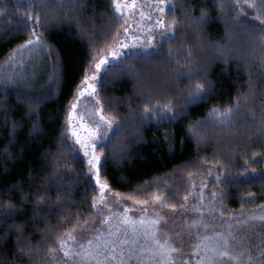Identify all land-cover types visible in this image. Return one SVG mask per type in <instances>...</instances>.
Listing matches in <instances>:
<instances>
[{
  "label": "trees",
  "instance_id": "obj_1",
  "mask_svg": "<svg viewBox=\"0 0 264 264\" xmlns=\"http://www.w3.org/2000/svg\"><path fill=\"white\" fill-rule=\"evenodd\" d=\"M221 2L227 17L234 16L231 0H175L179 20L175 39L163 43L162 51L152 55L154 63L141 68L138 75L113 74L112 82L100 89L104 107L116 114L123 126L102 172L112 194L119 192L120 198L131 202L128 196L151 202L149 193L175 192L173 202L186 207L183 197L187 193L190 199L189 181L215 169L222 178L220 204L224 210L241 214L264 209V137L259 131L264 109V53L258 39L236 30L229 41L232 51L226 59L217 58L215 45L229 40L228 29L218 15ZM27 3L0 0V9H4L0 14V202L20 206L11 218L2 217L7 223L0 224V264H52L47 254L49 243L75 222L77 214L81 220L95 218L90 205L98 193L83 175L87 165L68 155L61 144L68 108L97 57L92 41L106 49L118 27L111 0H81L80 8L65 9L66 14L49 12L38 29L46 41L43 49L24 51L9 60L13 50L28 38L27 30L20 26L27 16ZM202 11L208 12L210 19L198 27L191 18L199 17ZM247 19L258 23L251 15ZM189 51L195 56L191 62L197 70L194 78L212 81L214 91L207 100L184 110L189 80L182 79L178 85L169 81L177 68L190 66L185 59ZM6 76H12L16 83L6 84ZM146 85L153 89V101L173 98L179 113L175 119L142 117ZM250 88L253 101L241 109L233 125L219 128L211 121L195 125L213 106L230 105ZM45 94L35 113L30 112L23 98ZM240 98L243 102V96ZM249 108L256 113L255 118ZM34 122H38L35 128ZM194 127L204 137L203 142L190 130ZM43 195L50 199L37 206V197ZM12 223L22 224V232L9 228ZM262 236L264 232L259 238ZM27 244L38 246L39 251L28 254Z\"/></svg>",
  "mask_w": 264,
  "mask_h": 264
},
{
  "label": "snow or ice",
  "instance_id": "obj_2",
  "mask_svg": "<svg viewBox=\"0 0 264 264\" xmlns=\"http://www.w3.org/2000/svg\"><path fill=\"white\" fill-rule=\"evenodd\" d=\"M114 8L113 19L118 27L114 29L113 40L108 43L106 49L96 47L95 41H92L93 51L97 53L95 59V71L91 76L85 75L81 87L76 95L75 102L71 103L66 118L65 135L61 146L65 152L73 159H81L87 165V172L83 173L92 184L93 190L97 195L92 196L90 208L97 216L102 217L101 225H107V228L92 227L94 220H81L79 214L75 222L60 235H57L54 241L49 243L47 254L55 262L59 254L63 264H128L135 258L140 264L151 260L152 264H192V258L195 257V264H264V248H259L256 253L252 252L255 244H264V238H257L252 241L248 238L247 229L234 228L231 223L222 231L211 230L210 225L204 219L203 212L205 207L203 203L194 204L186 208L181 213L185 219V224L176 231L168 226V217L156 213L154 217L146 215L148 213L149 199H138L134 196H128L134 204L140 205V211L145 213L139 218H132L128 213L132 210L128 206H123V212L112 211L114 203H118L120 193L115 192L113 199H109L110 184L102 176V172L108 165V155L113 152L112 144L114 140L123 131V126L119 117L106 109L102 103L104 97L100 89L105 84L111 83L113 74H139L141 68L154 63L150 50L156 53L162 51L161 41L170 44L179 33V20L175 14V0H146L138 10L139 22L136 24L137 31H130L132 25L125 18L126 10L132 11L135 15L138 0H111ZM81 6V0H28L26 5V19L20 21V26L28 32V38L22 44L14 49L9 60H14L17 54L22 55L24 51L33 52L36 49H43L46 41L38 31L44 25L50 11L65 13V9H78ZM234 16L227 17L224 12L225 5L220 3L219 18L224 20L225 27L228 29L226 36L228 41L224 44H216L217 58H227L228 53L232 51L230 47V38L233 31L242 30L245 33L255 37L259 41L261 52L264 53V0H231ZM35 9V11H33ZM251 10V11H249ZM4 9H0L3 14ZM43 13V14H41ZM251 15V23L247 18ZM80 23L78 17H73ZM197 26H203L208 23L210 16L208 12L202 11L199 17L191 18ZM35 27H32V26ZM84 29L81 28V34ZM159 37V39H157ZM127 50V51H125ZM49 51V55H50ZM173 55L171 47L168 48V56ZM190 62V66L177 68L175 75L169 83L178 85L182 79H188L186 86L189 90L187 95L183 96V106L186 110L188 105L207 100L214 91L213 82L207 78L195 79L197 75L196 66L191 62L195 61L194 54L189 51L185 57ZM264 61V56L261 57ZM179 64V61H177ZM6 84H15L16 80L12 76L3 78ZM252 84L251 78L249 85ZM26 86V85H25ZM148 88L147 101L143 105L141 113L144 119L160 118L175 119L179 113L176 106L173 105V98L166 97L165 102L160 99L153 101V89L151 85ZM143 94V93H141ZM45 95L39 97H24L23 102L30 105V112L35 113V109L44 102ZM243 96V102L241 101ZM86 100L91 107L85 106V111H79L81 101ZM253 94L251 88L247 93H241L235 101L227 106H213L208 115L203 120H198L195 125H204L211 121L216 127L227 128L234 124V119L241 112V109L252 103ZM250 115L255 118L256 113L249 108ZM38 122H34L33 127ZM15 127V126H14ZM197 137L198 141L203 142L204 137L200 135L198 128L190 129ZM261 136L264 137V109L260 116ZM120 151H123L122 149ZM255 155V153H253ZM264 162V161H262ZM208 175H212V170L208 169ZM189 176L192 173L189 172ZM62 182V177H58ZM215 181L221 183L220 176H215ZM193 188L197 187L194 180L189 181ZM207 185L201 181L200 200L203 201V188ZM150 196L151 204L162 208H170L175 212L177 208H184L185 204L174 203L175 192L164 194L162 192H152ZM210 195L216 198L221 193L211 192ZM250 197L253 193L248 194ZM50 197L47 195L38 196L36 205L45 204ZM189 195L186 193L183 197L185 203L188 202ZM60 197H57V201ZM254 202V201H250ZM211 204V202H209ZM100 206V207H98ZM19 205L9 203L4 205L0 202V224L7 223V219L19 210ZM221 204V209H222ZM104 209L108 210L105 215ZM214 206L208 207L210 215L219 211L224 215L226 210H221ZM189 211L199 213L197 217L190 221L187 219ZM252 216L244 220H236L237 225L247 224L249 219L255 220ZM264 220V216L259 217ZM115 221V222H113ZM9 228L18 233L22 232V224H9ZM86 233V234H85ZM243 233V234H241ZM185 235L188 239L195 237L196 243L192 246L189 253H184L181 247L183 241L179 239ZM20 237L18 236V240ZM28 254L33 251H39L38 246L31 244L25 245ZM24 251V248H21ZM147 253L148 255H144Z\"/></svg>",
  "mask_w": 264,
  "mask_h": 264
},
{
  "label": "rangeland",
  "instance_id": "obj_3",
  "mask_svg": "<svg viewBox=\"0 0 264 264\" xmlns=\"http://www.w3.org/2000/svg\"><path fill=\"white\" fill-rule=\"evenodd\" d=\"M144 3H146V0H138L137 9L134 10L136 13L135 15H133L132 11H128V10L125 11L124 16L126 19H128L129 24L132 25V28L130 31H133V32L137 31L136 24L139 22L138 10L140 9V7ZM157 39H159V37H157ZM163 43L164 42L161 41V45ZM125 51H127V50H125ZM150 52L154 53L155 50H150ZM94 64H95V60L93 62V65H92L90 72L88 73V76H91L93 74V72L95 71ZM165 77H166V75L163 73L162 78L165 79ZM166 85H167V83H166ZM73 102H75V99ZM86 105L89 108L91 107V105H89L86 100L82 99V101L79 105V111H82V112L85 111ZM207 170L199 178L194 180L197 187L193 188L190 184L191 196H190V199L188 201V204L186 205V207L183 210L173 212V210H168L166 208L161 209L159 206H153L151 204V202H149V206H148L149 210H148V213L146 215L152 216V217H154L156 215V213L166 215L168 217L169 228L170 229L174 228L176 231H179L180 228L185 224V219L181 217V213L185 212L186 208H190L194 204L203 203L204 205H206L208 207L214 206L218 209H221L220 196L213 198L210 195L211 192L220 193V191H221L222 182L217 183L215 181V176L219 175V173L215 169H211L212 175L209 176ZM220 179L222 181L221 176H220ZM201 181H204V183L207 185L206 187L203 188V201L202 202L200 200L201 189L199 187ZM113 195L114 194H112L109 191V193H108L109 199H113ZM209 202H211V204ZM123 206H128L129 208L132 209L128 213V216H130L134 219L139 218L141 215H145V213L140 211V208H141L140 205H136V204H134V202H131V201H128V200L122 199V198L119 199L118 203H114L112 211L123 212ZM98 207H100V206H98ZM208 207H205V210L203 212V216H204V219L210 225L209 231H211L213 229L216 231H222L224 228H226L228 226V223H231L234 228L247 229L248 230V238L252 241H256L257 238L260 236V233L264 232V220L259 219V217L264 216V209L247 211V212H244L241 214H232L228 211H225V214L222 216V215H220L219 211L215 212L213 215H210L209 211H208ZM221 210H224L223 207ZM104 213H105V215H107L108 210L104 209ZM198 215H199V213H197L195 211H189L188 215H187V219L190 221L192 218L197 217ZM252 216H255L257 218L255 220L249 219V222L247 224H243V225H237L236 224V220H238V219L244 220V219L252 217ZM101 219H102V217L97 216L95 213V218L93 219L95 221V223L92 224V227L100 228L101 230L106 229L107 225H101V223H100ZM113 222H115V221H113ZM241 234H243V233H241ZM260 238H264V236H262ZM179 239L183 241L181 247L183 248L184 253H189L192 246L196 243L195 237L188 239L185 235H182L181 237H179ZM259 248H264V244H255L252 248V252L256 253ZM144 255H148V254L145 253ZM61 256H62V253L57 256L56 261L53 262L52 264H63V261L60 259ZM195 259H196L195 257L192 258V264H195ZM128 264H140V262L137 261L135 258H133L131 261H128ZM144 264H152V261L146 260V261H144ZM178 264H179V261H178Z\"/></svg>",
  "mask_w": 264,
  "mask_h": 264
}]
</instances>
